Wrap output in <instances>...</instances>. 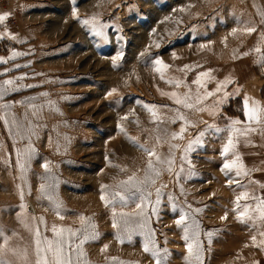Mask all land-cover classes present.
Returning a JSON list of instances; mask_svg holds the SVG:
<instances>
[{"label":"rangeland","instance_id":"1","mask_svg":"<svg viewBox=\"0 0 264 264\" xmlns=\"http://www.w3.org/2000/svg\"><path fill=\"white\" fill-rule=\"evenodd\" d=\"M0 4V15H14L11 26L7 16L0 22V259L36 264L37 231L53 240L54 226L81 229L83 216L97 236L73 253L74 264H264V222L240 218L245 206L258 215L259 201L236 199L245 191L264 199V118L244 116L245 97L264 107V0ZM247 58L258 60L249 82L231 67ZM156 60L168 67L156 71ZM205 72L203 87L193 83ZM206 92L214 95L197 104ZM186 93L192 108L175 103ZM234 120L256 131L232 133ZM170 155L169 171L157 157ZM236 157L247 175L222 171ZM146 176L144 214L131 215L141 192L118 185ZM114 212L130 214L127 223L117 215L114 228ZM193 241L199 259L188 253Z\"/></svg>","mask_w":264,"mask_h":264},{"label":"snow or ice","instance_id":"2","mask_svg":"<svg viewBox=\"0 0 264 264\" xmlns=\"http://www.w3.org/2000/svg\"><path fill=\"white\" fill-rule=\"evenodd\" d=\"M75 15V13H74ZM7 14L4 15H0V22H2L5 18H6ZM82 23L84 24H89V21L85 20ZM93 27H95V25H93ZM246 31L250 34L252 32L255 31V28L253 27H248L246 29ZM98 35H102V33H97ZM262 38H264V34H262ZM158 46V45H157ZM256 51H259V48L256 49ZM16 55H20V53H13V57L14 58ZM0 62L2 61V58H0ZM156 64L160 65V68H157L156 71H161L162 68H167V65L162 64V62L160 60H156L155 61ZM187 68V66H185ZM209 73L205 72V73H200L197 76V79L195 81H193V83L197 84L200 87H203V85L201 84V80H200V76H208ZM171 83V81H169ZM230 82L226 79V81L221 82L220 84H218L216 91L220 90V87L227 83ZM5 85L11 84L12 81L11 80H6L3 82ZM177 86H179L180 81H177ZM171 96L175 97L176 94H170ZM214 95L213 92H206L204 94V96H200L199 94L196 95V103L199 104L201 103L204 99H206L208 96H212ZM192 100V97L190 94L186 93L183 97V99L181 98H175V103L176 104H183L184 107L186 108H192L193 104L190 102ZM200 111H204L206 109L201 108L199 109ZM155 115V114H154ZM244 115L246 117V119L249 122H255V123H260L262 118H264V107H261L259 105V103L257 101H252L251 104H249L248 98L245 97V102H244ZM180 119H183V117H179ZM174 122V121H173ZM240 121L238 120H234L232 122L233 127L231 129L232 133H239L241 135H243L246 132L249 131H256V129L254 128H246L243 131L239 128H235L234 125L239 124ZM181 131H183V128L181 129ZM177 137V134H173V138L175 139ZM193 142L189 143V146L187 149H185V151H190L191 150V145ZM143 147V146H141ZM173 147V146H170ZM235 147L234 141H233V136L230 135L229 139H228V143L225 145L222 155L227 156V154ZM146 152L149 153L150 156L155 155L154 151L149 150V149H144ZM183 158V157H182ZM157 161L158 162H162V163H166L169 166V171L171 170V165L174 163V160L171 158V155L169 156V158L163 159L161 160L160 157H157ZM45 168H47V165H44ZM233 168H237V176L243 174V175H247V171L243 170V165L241 163H239V157H236V159L232 160L231 162L226 161L223 165L222 171L223 170H228L231 171ZM147 169L148 170H154L153 168V162L151 160H149L148 165H147ZM227 174V173H226ZM158 175V173H157ZM178 175V173H177ZM148 182V177H145L144 181H136L135 177H130L127 181H122L120 185H118L119 188H126V189H132L135 191H139L141 192V196H140V200L141 203L137 204L136 207L139 210L136 213H133L131 215H140L143 216L144 214V208L142 207V205L145 203L146 201V197L143 195V190L141 188L142 184H146ZM154 183V181H151ZM233 181H229V183H232ZM238 183V181H237ZM103 187V186H102ZM46 186L42 185L41 186V193L44 195H48V193L46 192ZM135 191H133L131 194L135 195ZM157 193H159V189H157ZM115 196L119 197L120 201L126 205L127 202V197L124 195H121V193L117 192L114 194ZM49 198H51L49 196ZM247 198H252V199H256L259 201L257 208L255 209V212L258 213V215L256 216H249L248 215V209L247 206H245V210L243 212L240 213V218H248V219H259L260 221L264 222V199H260L259 197H255L254 195H252L250 197V194L245 192H241V194L239 196H237V202H239L241 199H247ZM101 199H105V197L102 195ZM157 203H159V200H157ZM237 207H239V204H237ZM153 213H155V208H153ZM196 211H200V209H197ZM119 215L120 218L122 220H124L125 224L127 223V217L130 215L128 213H113V227H119L118 222L116 221L115 217ZM226 217H222V219H224ZM41 223L43 222V218L41 217ZM82 225H81V229H77L75 231H73L72 229H65V228H61V229H57L55 226L53 227L52 231L54 234V239L53 240H48L47 238H44L43 240H41L40 238V234L39 231H37L36 236V255H37V260H36V264H74V261L72 259V255L73 253L79 252L81 246L88 240L90 239H95L97 236V233H89L88 232V228L87 226H85V221L89 218H85L83 216L80 217ZM185 220V216L181 215V217L176 221V224L178 227H180L182 225V223ZM83 233L82 238L79 239V243L75 244V247H73L74 244V238H78V233ZM185 232H187V228L185 227ZM65 233H67V236H65ZM260 235L264 236V232H261ZM253 239L255 240V237H253ZM149 243H151V241H149ZM262 243H264V241H262ZM42 245H47V247H42ZM199 244L196 241H193V243H189L187 245V250L190 256H196L197 259H199ZM144 250L148 251V245L145 244L144 246ZM51 255V260L48 259V255ZM82 255V253H81ZM0 264H8L7 261L0 259Z\"/></svg>","mask_w":264,"mask_h":264},{"label":"crops","instance_id":"3","mask_svg":"<svg viewBox=\"0 0 264 264\" xmlns=\"http://www.w3.org/2000/svg\"><path fill=\"white\" fill-rule=\"evenodd\" d=\"M260 46H261V50H260V56H258V58H261L260 60H261V62L262 61H264V41H261V43H260ZM263 56V57H262ZM257 58V59H258ZM258 60H255V64H253V65H250L249 63H250V61L248 60V58L245 60V61H241V62H239V65H237V64H231V67L233 68V69H235L236 70V68H239V69H242V71H241V74H240V78H243V79H248V78H251L252 76H251V72H247L246 73V69H248V68H253V66L254 65H257V62ZM260 64V63H259ZM242 67V68H241ZM247 82H249V80H247ZM251 83V82H250ZM255 90H256V88H255ZM253 99V98H252ZM249 104H251V100H249ZM245 116V115H244ZM246 118V117H245ZM247 120V119H246ZM247 122H249L248 120H247ZM250 123V122H249Z\"/></svg>","mask_w":264,"mask_h":264},{"label":"built area","instance_id":"4","mask_svg":"<svg viewBox=\"0 0 264 264\" xmlns=\"http://www.w3.org/2000/svg\"><path fill=\"white\" fill-rule=\"evenodd\" d=\"M1 5V4H0ZM0 9H4L3 6H0ZM13 19H14V15L13 14H9L6 18V21L5 23L8 25V26H11L13 24Z\"/></svg>","mask_w":264,"mask_h":264},{"label":"bare ground","instance_id":"5","mask_svg":"<svg viewBox=\"0 0 264 264\" xmlns=\"http://www.w3.org/2000/svg\"><path fill=\"white\" fill-rule=\"evenodd\" d=\"M19 252H20V251H19ZM19 252H18V253H19ZM20 254L22 255V253H21V252H20ZM24 258H25V257H24ZM25 259H26V258H25Z\"/></svg>","mask_w":264,"mask_h":264}]
</instances>
